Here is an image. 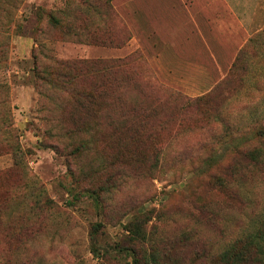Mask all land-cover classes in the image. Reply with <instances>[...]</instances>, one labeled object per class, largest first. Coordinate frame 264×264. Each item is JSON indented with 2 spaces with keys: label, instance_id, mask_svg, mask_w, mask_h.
<instances>
[{
  "label": "rangeland",
  "instance_id": "obj_1",
  "mask_svg": "<svg viewBox=\"0 0 264 264\" xmlns=\"http://www.w3.org/2000/svg\"><path fill=\"white\" fill-rule=\"evenodd\" d=\"M90 3L0 0V264H217L264 211V170L239 173L238 201L234 179L220 173L235 149L262 146L264 0ZM225 3L243 22L244 54L208 94L234 43L199 35L191 18L201 11L209 26ZM176 14L190 19L181 31ZM78 60L117 62L75 81L105 86L89 115L52 86L55 63ZM44 70L47 83L35 77ZM200 97L206 103H194ZM82 122L91 130L72 131ZM130 223L142 241H131Z\"/></svg>",
  "mask_w": 264,
  "mask_h": 264
},
{
  "label": "trees",
  "instance_id": "obj_2",
  "mask_svg": "<svg viewBox=\"0 0 264 264\" xmlns=\"http://www.w3.org/2000/svg\"><path fill=\"white\" fill-rule=\"evenodd\" d=\"M83 2V5L90 8L93 5H91L90 0H81ZM106 4V1L104 2ZM90 11V10H88ZM131 39V36L126 38V41H118L111 46L119 48L122 47L126 42H128ZM248 44L253 42V37L248 39ZM246 42V44H247ZM94 44L97 45H103L105 44V41H94ZM245 44V45H246ZM243 49L238 52L235 60L232 62V65L230 66V69L225 76V78L221 81L220 84L216 85L212 91H210L208 94H212L213 91L218 90V87L224 84L228 80L231 74H233L235 68L239 66L240 63H242V55H243ZM144 60V59H143ZM142 60V61H143ZM145 63V62H144ZM106 67V68H105ZM117 68V62H108L107 64L102 61H86V60H78V61H57L54 65V67L51 69L52 75L54 79L56 80L52 86L54 90L57 91H67L69 95L74 100V108L82 113H86L89 115L90 109H95L96 112H98V100L101 95H103L105 91L104 85H97L90 88H81L76 89L75 88V81L80 78H87L93 76L95 73H102L104 70L106 71H112ZM103 74V73H102ZM50 73L47 71L38 72L36 74V78L39 81L46 82L45 76H49ZM65 87V88H64ZM207 95V94H206ZM204 95V96H206ZM206 98H199L195 99L194 103H200L202 101H205ZM207 101V100H206ZM206 101L204 103H206ZM114 105V104H110ZM133 110L130 109L129 113H132ZM125 116V114L123 115ZM125 121V119H124ZM127 125V122L125 121L124 126ZM130 126L126 127L127 129H132L133 122L129 123ZM117 127V126H116ZM75 130L72 131H83L85 130L90 131V124L87 122H82L79 125L75 126ZM71 131V132H72ZM257 136L260 139V142L262 146L249 148L243 151H240L238 149H235L233 151V158L231 161V164L229 165L227 170H222L220 173L228 172L230 174V178H233V187L229 191V197L237 200L238 197H240L241 193H239L240 185L237 181L239 177V173L241 171L250 170V168H255L259 166L262 170H264V128L262 130L257 131ZM219 177H216L218 179ZM217 185L219 187H222V189H227L228 187L225 186V182L218 179L216 181ZM230 189V188H229ZM233 189V190H232ZM127 227L129 232L132 235L131 241H137L140 242L144 239L143 232L138 224L130 223ZM96 227L93 228L92 231H96ZM95 234V232L93 233ZM133 239V240H132ZM149 260H152L153 264H158L154 258H151L149 256H145V262H150ZM255 262L257 264L264 263V211L261 215L260 219L256 223L254 230L246 234L245 236L236 239L231 245H229L226 249L223 250L221 255L219 256V260L217 264H245L247 262ZM133 264H139V260L137 258L133 260Z\"/></svg>",
  "mask_w": 264,
  "mask_h": 264
},
{
  "label": "crops",
  "instance_id": "obj_3",
  "mask_svg": "<svg viewBox=\"0 0 264 264\" xmlns=\"http://www.w3.org/2000/svg\"><path fill=\"white\" fill-rule=\"evenodd\" d=\"M199 5L196 6V8H200ZM223 6H224V9L226 10V12L223 13V14L222 13L218 14V16H216V18H218L216 20V22H212L211 21V24L209 26L203 24L204 22L201 23V21L203 20V16H202V12L200 11V12H198L199 17H195L194 19L191 18V21H193V23H192L191 26L193 27L192 30H195L197 33H199V35L203 34L204 36H207V35H212V34L217 33L218 36L220 34L221 35H224L225 36V39L228 42H233L234 45H233L232 49L231 50L227 49V51H230L231 52L230 55L228 56V61H229V64H232V62L234 61V58H235V56L237 54V52H236V45L238 46L239 42L241 41L240 40L241 38L238 37V32L235 31V24L236 23L238 24V26H239L238 28H242L243 22H242V20H238L237 19L236 14H235V10H233L232 6H230L227 3H225ZM136 8L139 9L138 6L137 7H134V9H132V12H133V15L134 16H136V17L139 18L140 14L137 12V9ZM173 19H174V22L172 23V25L174 26V25L178 24L179 27H180V31H181V28L184 27V23L183 22L190 20V19H187V18H184L182 20L181 19V16L178 17V14L174 15L173 16ZM228 20H231L232 23H229L228 24L227 23ZM205 21H207V19H205ZM189 27L190 26H188V28ZM183 33H185V32H183ZM132 39H134L133 36H132ZM222 47L224 49V46H222ZM181 60L183 61L182 58L179 59V61H181ZM219 63L220 62L218 60H216L214 62V65H218ZM194 66H197V65H194ZM196 68L197 69H195V70H197L201 74H204V73H207V72L209 73V75L212 74V72H210L212 70H209V69L206 70L205 68H203V67L200 68L199 66H197ZM202 69H203V71H202ZM216 71H219V70H216ZM214 72H215V70H214ZM223 72H224V69L223 68L220 69L218 77ZM208 80L211 81V79L209 78V76H208Z\"/></svg>",
  "mask_w": 264,
  "mask_h": 264
}]
</instances>
